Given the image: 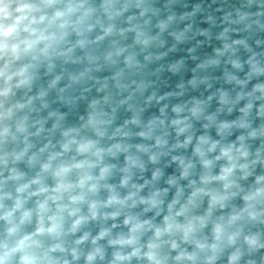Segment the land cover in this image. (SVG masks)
<instances>
[{"label": "clouds", "instance_id": "1", "mask_svg": "<svg viewBox=\"0 0 264 264\" xmlns=\"http://www.w3.org/2000/svg\"><path fill=\"white\" fill-rule=\"evenodd\" d=\"M0 264H264V0H0Z\"/></svg>", "mask_w": 264, "mask_h": 264}, {"label": "water", "instance_id": "2", "mask_svg": "<svg viewBox=\"0 0 264 264\" xmlns=\"http://www.w3.org/2000/svg\"><path fill=\"white\" fill-rule=\"evenodd\" d=\"M232 2H235V0H232ZM208 51H210V49H207Z\"/></svg>", "mask_w": 264, "mask_h": 264}]
</instances>
